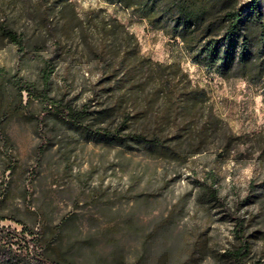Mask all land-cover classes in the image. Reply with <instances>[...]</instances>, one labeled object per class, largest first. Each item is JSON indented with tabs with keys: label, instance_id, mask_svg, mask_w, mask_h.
Returning <instances> with one entry per match:
<instances>
[{
	"label": "rangeland",
	"instance_id": "obj_1",
	"mask_svg": "<svg viewBox=\"0 0 264 264\" xmlns=\"http://www.w3.org/2000/svg\"><path fill=\"white\" fill-rule=\"evenodd\" d=\"M104 14L116 19L115 36ZM0 22L24 36L17 46L0 29L6 247L30 241V258L62 264H264V77L206 69L180 38L119 2L0 0ZM47 58L48 100L21 94L18 80L43 88ZM128 67L135 83L152 72L165 90L198 89L201 98L187 114L166 105L154 82L132 94ZM101 106L115 108L105 121L93 113ZM86 107L84 124L120 126L122 135L146 128L164 147L87 139L69 114ZM242 228L250 252L240 262Z\"/></svg>",
	"mask_w": 264,
	"mask_h": 264
},
{
	"label": "trees",
	"instance_id": "obj_2",
	"mask_svg": "<svg viewBox=\"0 0 264 264\" xmlns=\"http://www.w3.org/2000/svg\"><path fill=\"white\" fill-rule=\"evenodd\" d=\"M119 2L130 7L134 12L147 18L149 24L164 30L172 38H180L186 49L192 54V59L202 64L206 69L214 71L221 76H243L252 82H257L264 77V4L262 0H250L241 7L220 8V0H107ZM106 26L104 32L115 36L117 34L116 19L107 18L103 15ZM2 33L17 46H23L24 36L18 33L6 23L0 22ZM136 53V50H133ZM55 69L52 59L43 61L42 81L43 88L38 90L35 83H23L18 80L15 86L22 94L27 90L29 94L42 100H48V90L51 76ZM134 67H128L124 72V78L132 82V94H138L141 90L135 85L156 83L160 87L155 91L164 95L163 101L166 105L173 104L183 113H189L197 105L202 93L198 89H174L165 90L163 77L158 80L154 73L141 76L135 83ZM157 81V82H156ZM115 111L113 106H101L93 113L101 121H105ZM70 120L89 140L104 141L115 144H125L127 140L142 143L152 148H162L164 143L157 133L147 131H129L126 135L121 134V128H110L108 126L93 127L84 124L88 109L75 110L70 108ZM133 116V115H132ZM131 115L123 120L122 126H129ZM243 227V223H240ZM241 244L234 253L236 258L242 262L250 252L249 241L244 236V230H238ZM38 240V238L33 239ZM26 248V249H25ZM21 245L14 249L6 247L0 240V264H62L60 261L51 259L44 255L30 258L29 253L35 251L36 247L30 249V241L26 247ZM24 250L26 254H24ZM41 262H39V261Z\"/></svg>",
	"mask_w": 264,
	"mask_h": 264
}]
</instances>
